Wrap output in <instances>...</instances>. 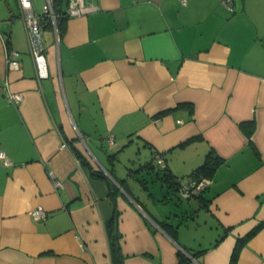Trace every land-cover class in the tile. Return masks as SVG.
Returning a JSON list of instances; mask_svg holds the SVG:
<instances>
[{
  "label": "crops",
  "instance_id": "0c3cea01",
  "mask_svg": "<svg viewBox=\"0 0 264 264\" xmlns=\"http://www.w3.org/2000/svg\"><path fill=\"white\" fill-rule=\"evenodd\" d=\"M93 2L58 38L45 22L38 79L18 1L0 0V264H264V0ZM126 152L180 183L221 163L200 196L141 197L109 173Z\"/></svg>",
  "mask_w": 264,
  "mask_h": 264
},
{
  "label": "built area",
  "instance_id": "2783aa9c",
  "mask_svg": "<svg viewBox=\"0 0 264 264\" xmlns=\"http://www.w3.org/2000/svg\"><path fill=\"white\" fill-rule=\"evenodd\" d=\"M22 19L25 25L28 42L30 45V52L32 54V60L36 76L38 79H42L48 76V69L45 60V54L43 51V46L36 42L35 36H40L44 28V18H47L51 22L56 37L58 38L57 26H56V14L53 9L52 2L46 0L42 5L41 12H36L34 10L32 0H17ZM182 3L184 0H180ZM223 5L228 9H232L233 0H221ZM98 9V6L93 2V0H67L66 13L68 17L82 16L90 12H94ZM19 52L16 50H9L6 52V63L8 68L15 69L19 66L20 62L18 60ZM8 99L17 102L21 99L20 93H9ZM66 146V142L61 144V147ZM159 162L162 161V156L156 154ZM0 161L4 165H10V160L0 151ZM55 185H60L58 180H54ZM209 184L208 178H203L200 181H195L193 179H188L181 183L179 186V191L183 197L197 196L202 190H204ZM33 218L44 219L46 217V212L43 208L37 207L31 211Z\"/></svg>",
  "mask_w": 264,
  "mask_h": 264
},
{
  "label": "trees",
  "instance_id": "16d2710c",
  "mask_svg": "<svg viewBox=\"0 0 264 264\" xmlns=\"http://www.w3.org/2000/svg\"><path fill=\"white\" fill-rule=\"evenodd\" d=\"M53 9H54V12L56 14L57 31H58V33H61L62 18H65L64 16H67V13L65 11L64 12H61L58 9H55L54 5H53ZM44 22L49 23L51 25V22L49 20H47V18H44ZM247 124H249L251 126V128H252L253 122H248ZM243 126H244V124H243ZM184 143H187V141L184 142ZM75 154H76L77 157H79V159H80L81 162H83V163H85V164L88 165V163L86 162V160L84 159V157L80 155L79 151L75 150ZM109 157H110V159H115L116 158V155L115 154H111ZM220 163H221V158L218 157L217 155L213 154L212 152H209L205 156L203 162L200 165H198L196 168H194L193 171L189 174V179H193L195 181H200L203 178L210 179L211 176L213 175L214 171L216 170V168L218 167V165ZM153 168H154V166L152 165V163L147 162L145 164L139 165L134 170V172L139 173V171H141L143 169L147 170V169H153ZM109 173L115 179V181L121 187H123L126 191H128V193L131 195V193L129 192V190L125 186V179H120L111 170H109ZM93 174L96 175V176H98V177H101L103 179H106L110 184H112L111 181L109 180V178L107 176H105L102 172H95V171H93ZM160 179L162 181V185L165 184V186H166L167 189H172L173 191H177L179 189L180 184H181L180 181H179V178H176L166 168V166H164V168H162V175H161ZM142 183H144V181ZM204 190H202L197 196H200ZM159 225L171 237L175 238V235H176V232H177L176 225H174V224H172V223H170L168 221H159ZM255 231H256V229H253L252 231H250L245 236L244 239L249 238L250 236H252L255 233ZM241 243H242V240H240L238 242V244L236 246L237 247L236 249H238V247L240 246ZM116 249H117V251L119 253V250L117 248V245H116ZM119 256H120V261H122L121 260V254L120 253H119Z\"/></svg>",
  "mask_w": 264,
  "mask_h": 264
},
{
  "label": "rangeland",
  "instance_id": "374dc122",
  "mask_svg": "<svg viewBox=\"0 0 264 264\" xmlns=\"http://www.w3.org/2000/svg\"><path fill=\"white\" fill-rule=\"evenodd\" d=\"M116 158L117 159L114 163L117 169V175L127 181L135 195L138 194L143 197L144 194L147 195L148 191L154 193L158 198L163 195L165 188H162V181L160 179L162 175V169L158 163L153 162V169H148L147 171L137 173L134 172L139 163L137 162L139 160L136 155L131 156L129 152H126L120 154ZM133 162L136 163L133 164ZM141 181H144V183ZM147 205L149 207L152 206L151 203H148ZM158 206L161 207V205Z\"/></svg>",
  "mask_w": 264,
  "mask_h": 264
},
{
  "label": "water",
  "instance_id": "95a60500",
  "mask_svg": "<svg viewBox=\"0 0 264 264\" xmlns=\"http://www.w3.org/2000/svg\"><path fill=\"white\" fill-rule=\"evenodd\" d=\"M35 40H36V42L38 41V43H40L42 46H43V41H42V36L40 35V36H35Z\"/></svg>",
  "mask_w": 264,
  "mask_h": 264
}]
</instances>
